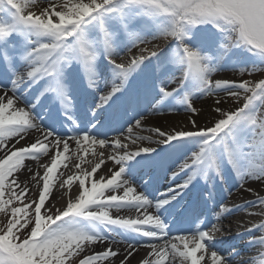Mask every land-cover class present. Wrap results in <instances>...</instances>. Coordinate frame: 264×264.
<instances>
[{
	"label": "snow or ice",
	"instance_id": "1",
	"mask_svg": "<svg viewBox=\"0 0 264 264\" xmlns=\"http://www.w3.org/2000/svg\"><path fill=\"white\" fill-rule=\"evenodd\" d=\"M226 69L264 74V0H0V264H131L141 249L137 264H234L219 222L264 196L215 222L199 202L217 180L264 182V78L212 79ZM216 90L242 106L216 100L210 127L146 126ZM254 232L264 248V223L238 235Z\"/></svg>",
	"mask_w": 264,
	"mask_h": 264
},
{
	"label": "bare ground",
	"instance_id": "2",
	"mask_svg": "<svg viewBox=\"0 0 264 264\" xmlns=\"http://www.w3.org/2000/svg\"><path fill=\"white\" fill-rule=\"evenodd\" d=\"M30 10L36 11V7H32ZM238 71H234L233 73H237ZM230 74L227 73L226 76ZM103 81L101 82V87H103ZM221 100L222 103L219 105L224 110H234L236 107V102L234 99H228L225 93H216L212 95H208L202 99H198V97L193 98L194 107L197 109V114L193 115L191 112L186 111L182 105L176 104L175 110L168 111L164 109L162 114L157 112L155 115H151L147 117L148 124L147 127H161L164 130H173V129H184V130H191V123L192 119H195L197 124L201 128L210 127L211 124L218 118L219 114L215 113L213 109L217 106L215 101ZM147 134V133H144ZM38 135V134H37ZM31 138V137H30ZM74 147V144L72 145ZM130 150H135V148H131ZM184 157L180 156L177 162L182 161ZM88 159H93L91 156ZM43 159L41 163H43ZM98 162V161H96ZM33 169H36L37 165L35 161L28 162ZM84 167H88L87 164L83 165ZM108 166H111L110 162ZM175 167V165H174ZM69 168L71 172L65 170V176L67 174H72L75 172L74 167L71 163H69ZM106 168H103L101 171H106ZM42 171V170H41ZM25 175H27L25 173ZM171 173L164 171L162 178L160 179V183L157 189L160 192L166 191L169 186H172V180L170 179ZM21 180L24 179V175H22ZM203 181V180H201ZM246 188H252L254 191L249 192L246 191ZM264 196V182L260 181H248L245 183L244 188H237L236 183L232 184L231 189L222 196V199L214 204L210 216H208L207 220H213V217L219 213V205L223 204L226 205L230 209H234L237 205H244L248 201H255L258 197ZM59 197V192L55 189L52 193V199L57 200ZM186 203L191 202L186 200ZM62 203V201H61ZM248 213H254L253 215H249ZM121 214H127L126 212H122ZM221 227L225 229L223 236L218 235V240L220 243L218 247L223 251V254L227 255L230 253L228 250L233 249V251L238 252L239 255L235 258L234 264H247V262L252 261L254 258L259 260V252L264 251V248L260 246H250L248 241L254 236L255 238H259L260 233L257 235H248L245 234L243 236H239L238 233L233 232L234 229L237 230L245 225H251L253 223L259 224L264 223V209H261L259 206L255 207H247L244 210H237L233 211L231 215H225L224 218L219 222ZM245 224V225H244ZM189 225L186 226L181 225L178 227L187 228ZM175 234V230L173 232ZM116 247H120L121 249L124 245H118ZM97 250H102L101 246H97ZM145 255V250L141 249L138 255H135V258L131 260V264H137V262Z\"/></svg>",
	"mask_w": 264,
	"mask_h": 264
},
{
	"label": "rangeland",
	"instance_id": "3",
	"mask_svg": "<svg viewBox=\"0 0 264 264\" xmlns=\"http://www.w3.org/2000/svg\"><path fill=\"white\" fill-rule=\"evenodd\" d=\"M233 72H234V71L230 70L229 74H231V75H229V76H226V74H217V75H216V73H214L212 79H213V80H215V79H228V80H234V81L239 82L240 80H243V79H247V80H257V79L264 78V74H262V73H254V74H252V75H247V74H245V75L241 76L239 72H237V73H233ZM241 91H242V90H241ZM219 92H220V91H219ZM221 93H223V91H222ZM207 96H208V95H204V96H194V97H198V99L200 100V99H202V98H204V97H207ZM194 97H193V98H194ZM227 97H228V99H230V100H231V99H234L233 101L236 102V101H235V98H233V97H229V96H227ZM242 103H243V100H241L239 104L236 103V107L242 106ZM236 107H235V108H236ZM234 110H235V109H234ZM191 145H193V146L190 147V150H192L193 148H194L193 150H195L196 145H195V144H191ZM186 149H187V148H186ZM189 153H190V152H186L185 154H189ZM0 218H2V216H0Z\"/></svg>",
	"mask_w": 264,
	"mask_h": 264
}]
</instances>
